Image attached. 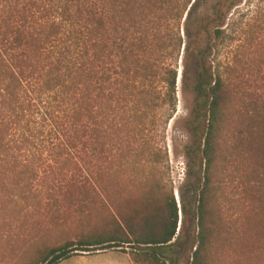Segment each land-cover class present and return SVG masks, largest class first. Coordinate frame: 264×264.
<instances>
[{
	"label": "trees",
	"instance_id": "16d2710c",
	"mask_svg": "<svg viewBox=\"0 0 264 264\" xmlns=\"http://www.w3.org/2000/svg\"><path fill=\"white\" fill-rule=\"evenodd\" d=\"M244 5L243 0H2L0 192L23 189L28 199L31 185L43 177L50 184L48 196L93 184L114 199L112 179L128 160L123 149L133 136L153 131L158 114L166 124L177 111L182 60L183 86L191 83L195 93L194 113L200 117L205 110L207 116L205 168L194 188L198 233L191 264H212L223 225L219 212L228 199L214 181L225 155L221 144L247 85ZM52 97L56 104L48 102ZM40 103L49 105L45 116L58 124V141L50 155L38 159L26 155L30 138L23 131ZM257 115L262 129L264 114ZM239 135L235 151L251 153L245 133ZM143 145L137 151L149 155L146 161L163 162L152 140ZM138 184L144 204L127 217L120 212L124 225L47 248L30 264H59L81 252L115 247H129L136 264H168L172 258L165 250L175 251L184 235L179 202L174 189L157 179ZM182 211L187 213L185 205Z\"/></svg>",
	"mask_w": 264,
	"mask_h": 264
},
{
	"label": "rangeland",
	"instance_id": "374dc122",
	"mask_svg": "<svg viewBox=\"0 0 264 264\" xmlns=\"http://www.w3.org/2000/svg\"><path fill=\"white\" fill-rule=\"evenodd\" d=\"M243 3L250 34L247 85L241 107L236 105L234 121L223 134L221 144L225 155L220 159L214 181L222 184L220 190L228 199L222 198L219 220L223 225L212 264H264V125L259 128L262 117L257 115L264 114V0H243ZM180 63L177 111L166 124L158 114L153 131L133 136L132 145L123 149L128 160L119 166L118 175L112 179L114 199L96 191L93 184L78 186L85 191L73 189L70 194L56 192L48 196L46 189L50 184L43 183L46 180L43 177L31 185L28 199L23 189L0 192V206L7 207L2 205L5 210L0 211V264H30L47 248L82 234L109 232L117 224L124 225L121 213L127 217L144 204L138 182L156 179L166 190L174 189L181 208L179 226L183 223L184 228L183 239L175 251L165 250L167 258H172L167 262L191 264L198 233L193 214L194 188L200 184L205 168L202 145L207 116L202 110L200 117H196L195 93L191 83L183 86L182 60ZM48 102L56 104L53 97ZM46 106L49 107L40 103L34 109V119L23 131L30 138L26 155L38 159L40 155H50L52 143L58 141L55 138L58 124L52 117L46 118ZM240 130L251 148L249 154L243 153L241 147L235 151L240 143ZM150 140L161 148L163 162L155 164L146 161L148 154L139 155L137 150L142 143L147 145ZM67 172L70 174V169ZM112 202L121 209L115 210ZM184 205L187 213L182 211ZM130 250L115 247L81 252L59 264H136Z\"/></svg>",
	"mask_w": 264,
	"mask_h": 264
}]
</instances>
